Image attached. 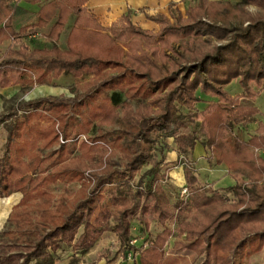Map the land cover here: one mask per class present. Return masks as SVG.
Instances as JSON below:
<instances>
[{"label":"trees","instance_id":"1","mask_svg":"<svg viewBox=\"0 0 264 264\" xmlns=\"http://www.w3.org/2000/svg\"><path fill=\"white\" fill-rule=\"evenodd\" d=\"M21 1L28 0H0V89L62 75L93 80L70 104L26 103L6 126L0 198L17 192L23 198L0 233V264H54L64 246L84 254L106 231L116 234L124 258L139 254L142 264H163L171 239L173 251L204 255L201 264H242L262 252L264 122L248 138L241 129L261 114L252 101L264 89V0L236 6L198 0L185 16L173 3L169 16L141 9L157 32L135 24L132 10L105 27L88 10L90 0H47L37 13ZM42 39L49 45H39ZM234 81L242 94L233 97L225 88ZM205 97L217 100L195 130L191 113ZM104 126L110 132L94 136L88 150L78 147L82 133ZM40 140L59 148L33 151ZM199 143L211 167H226L235 201L201 184ZM105 144L115 149L106 164ZM169 151L176 161L167 162ZM178 167L186 195L178 190L172 202L165 185ZM92 169L99 172L89 191L85 174ZM54 186L64 187L56 193ZM135 220L147 246L132 244ZM152 221L164 227L156 236Z\"/></svg>","mask_w":264,"mask_h":264},{"label":"rangeland","instance_id":"2","mask_svg":"<svg viewBox=\"0 0 264 264\" xmlns=\"http://www.w3.org/2000/svg\"><path fill=\"white\" fill-rule=\"evenodd\" d=\"M198 0H140V2H136L135 0H93L91 6L94 7V10L99 18L105 25V27H109L112 24L118 22L122 16L126 15L130 8L134 7L133 11V22L135 24L140 25L144 29L152 30L157 32L159 30V26L155 23L147 21L144 14L141 12V9L138 7L139 5H147V12L150 14L162 13L169 16V5L171 3L175 4L176 7L181 11V13L185 16L186 11L197 5ZM211 2H219V3H230L233 6L241 4L242 0H209ZM90 6V7H91ZM250 14H257L259 11L256 7L250 6L246 9ZM247 25V24H246ZM60 46L62 42L58 43ZM39 45H49L45 40H40ZM109 72L114 73L113 70H109ZM93 80L92 75H84L81 78H75L72 75H62L59 78H47L44 82L36 84L32 87H22L20 85L9 86L6 88L0 89V159L4 153V147L7 141V132L6 126L12 123L18 116H21L23 113V106L26 103L40 100V99H55L60 100L65 103L71 102V100L76 99L81 94L85 93L84 85L89 81ZM83 87V88H82ZM226 91L231 96H237L242 94V88L239 85L238 81L232 82L226 88ZM79 94V95H78ZM207 101L204 103H200L196 106V110L191 113V121L193 123L194 129L197 130L203 122V112L207 108L208 104L211 101L217 100L209 97H205ZM70 104V103H69ZM258 109H260L261 114L257 117L256 121L247 128L241 129L244 136L248 138L250 135L255 133V127L257 126V121L264 122V89L258 94V96L252 101ZM131 105L133 108L138 106V101H132ZM87 111L86 108L81 109V113H85ZM68 112V111H67ZM185 112H188L185 110ZM69 114H73V110H69ZM80 124V128L82 122L78 120ZM57 127V126H56ZM78 130H80L78 128ZM111 128L109 126L95 127L94 130L89 132L88 134L82 133V135L78 138V147L81 146L83 151L88 150L89 145H93L92 138L96 135H100L103 132H110ZM82 130L81 132H83ZM201 140H204L202 135H199ZM60 141L65 143V141L61 138ZM82 142L86 144H82ZM168 143L175 148V143L172 139L168 140ZM45 141L40 140L36 143L35 147L32 148L33 151L39 152L42 150V154H48L51 151L57 150L59 145H55L51 148H44ZM88 144V145H87ZM200 144V143H199ZM198 145V144H197ZM196 145V146H197ZM201 145V144H200ZM100 145H96L98 147ZM196 149V148H195ZM103 150L105 153V157L103 159V163H110L111 153L114 152V148L110 147V145L105 144L103 146ZM41 154V153H40ZM80 151H76L75 155H79ZM264 154V153H263ZM178 155L175 151H169L167 154V162H172L173 160H177ZM114 162L120 161L117 156L113 158ZM103 166L102 168H104ZM149 166H146L143 170H147ZM199 179L202 185L210 186L216 190H219L220 194L226 197L230 201H235V192L231 187L226 188H218L216 186L215 181H211L209 178L210 172H208L209 165L207 163L201 162L197 166ZM174 171V170H173ZM172 171V172H173ZM99 169H92L86 172V184L89 185L90 189H93L95 184L94 174L98 173ZM172 174V173H171ZM170 176V175H169ZM173 179V177L170 176ZM171 179V180H172ZM177 181H170L165 186H175V187H167L171 192V201L175 202L178 199V190L182 195H186L184 193L185 183L179 184L175 183ZM56 186V185H55ZM54 189L57 192L61 191L64 186L55 187ZM60 186V185H59ZM177 188V189H175ZM79 189V186H77ZM23 195L20 192L12 194L10 197L0 198V233L3 231L7 219L15 206H17L22 200ZM172 228L176 227L175 223L169 224ZM164 230V227L161 226L158 222L152 221L150 226V233L153 236H156L160 232ZM133 241H136V246H145L148 245V235L144 234V230L142 229V225L137 221H133ZM174 239H171L169 243V249L166 254V259L163 264H201L204 259V255L198 256L196 253L191 252L189 250H180L173 251L171 247L173 245ZM61 259L56 261L54 264H142L140 261V256L137 254L136 256L129 255L128 258H124L121 253V243L117 238L116 234L110 231L104 232L96 244L86 253L84 254H76L75 251L68 246H64L61 251ZM242 264H264V250L257 255L251 258H244Z\"/></svg>","mask_w":264,"mask_h":264},{"label":"crops","instance_id":"3","mask_svg":"<svg viewBox=\"0 0 264 264\" xmlns=\"http://www.w3.org/2000/svg\"><path fill=\"white\" fill-rule=\"evenodd\" d=\"M92 1L93 0L89 1V3L87 4V8L99 20L96 12L94 10V7L91 6ZM135 1L138 3L140 2V0H135ZM46 2H47V0H28V1H21L20 5L30 12L37 13L39 11L40 7ZM138 7L147 8L149 6L139 5ZM130 9L133 10L134 7L130 8ZM99 21L103 26H105L101 20H99ZM254 127L256 130L257 126H254ZM194 159L196 160V163H197L196 166H198V164H200L201 162L207 163L209 165L208 161L206 160L205 150H204L203 146L200 144H198L196 146V149L194 152ZM172 162H174V160ZM209 169H210L208 171V172H210L209 178L211 181L216 182L215 184L218 188L233 187L235 185L234 180L228 175L226 167H224V166L211 167L209 165ZM172 171L170 172V176L173 177V179L172 178L171 179L174 181H177L175 183L184 184L185 183V177H184L183 168L178 167V168L174 169L173 172Z\"/></svg>","mask_w":264,"mask_h":264},{"label":"built area","instance_id":"4","mask_svg":"<svg viewBox=\"0 0 264 264\" xmlns=\"http://www.w3.org/2000/svg\"><path fill=\"white\" fill-rule=\"evenodd\" d=\"M184 193H186V189L184 190ZM136 243V241H132V244H135Z\"/></svg>","mask_w":264,"mask_h":264}]
</instances>
